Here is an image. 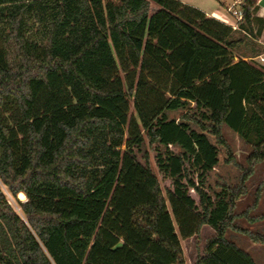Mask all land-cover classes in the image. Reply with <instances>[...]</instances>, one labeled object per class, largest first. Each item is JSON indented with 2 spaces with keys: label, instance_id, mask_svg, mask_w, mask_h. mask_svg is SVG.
Here are the masks:
<instances>
[{
  "label": "trees",
  "instance_id": "obj_1",
  "mask_svg": "<svg viewBox=\"0 0 264 264\" xmlns=\"http://www.w3.org/2000/svg\"><path fill=\"white\" fill-rule=\"evenodd\" d=\"M257 9L244 0L232 30L177 0H0V183L18 208L0 189V264H183L203 226L193 264H255L225 234L264 245L235 225L264 219L249 218L260 188L234 212L264 163V66L233 61L264 54ZM219 148L239 175L210 195Z\"/></svg>",
  "mask_w": 264,
  "mask_h": 264
},
{
  "label": "rangeland",
  "instance_id": "obj_2",
  "mask_svg": "<svg viewBox=\"0 0 264 264\" xmlns=\"http://www.w3.org/2000/svg\"><path fill=\"white\" fill-rule=\"evenodd\" d=\"M180 2H184L187 5L191 7H197L199 10L204 11L208 14H212L213 12L217 11L218 13L225 15L224 7L228 6L230 4V0H177ZM224 5V7H223ZM157 7L154 4H151V11L156 10ZM256 29H257V25ZM257 39H259L257 37ZM258 42V41H257ZM259 44V43H258ZM260 46L264 47V45L259 44ZM243 50H239L237 52L233 53V61L236 62L238 60L243 59H249L245 56H243ZM249 63L256 64L254 61H249ZM130 115H134V110L132 107V103L130 105ZM181 112H175L170 113V118H178ZM222 134L228 144V146L231 149L233 159L235 162L240 166H245V159L246 156L250 152V147L243 143L242 140H240L231 130H229L228 127L223 126L222 127ZM211 143H213V139L209 137ZM214 144V143H213ZM174 152H177V149L171 148ZM218 164L217 166L211 170L206 179V189L209 192L210 195H213L214 193L218 192L220 190V187L222 185L226 186H234L237 182V178L239 175L238 169L231 163H226V155L222 148L218 149ZM135 155L137 160L144 165V157L147 156L148 158V166L151 169L152 173L156 176L158 179L162 189L170 188V182L162 177V175L159 173L156 162H155V152L152 148L148 146L142 147L139 151L135 150ZM248 194L245 195L242 201H238L236 203L235 207V214L239 215L243 213L247 207H250L254 200V193L257 188H260V195L264 194V163H258L256 164L254 168L253 175L248 179L246 183ZM261 198H259L257 202V206L254 210H252L249 213V218H256L259 216H264V201H260ZM260 201V203H259ZM260 208L258 209L257 207ZM13 209L17 212L18 208L13 203ZM264 221V219L254 222L256 224H260L259 222ZM254 223L248 222L245 218L238 219L235 222V225L243 230H248L252 233H257L260 235L261 230H264V228H257L249 225H254ZM261 226H264V223H261ZM212 235V230L209 226H203L199 232V234L189 240L183 241L181 243L183 253H184V262L183 264H193L196 256L201 253L203 244L206 238ZM225 238L230 241L234 242L239 248L248 250L250 252H253L251 250L250 246L253 245L249 241V239L237 232L234 231H227L225 234ZM255 253V250H254ZM260 258H264V256H259Z\"/></svg>",
  "mask_w": 264,
  "mask_h": 264
},
{
  "label": "crops",
  "instance_id": "obj_3",
  "mask_svg": "<svg viewBox=\"0 0 264 264\" xmlns=\"http://www.w3.org/2000/svg\"><path fill=\"white\" fill-rule=\"evenodd\" d=\"M255 1L257 2V8H258L257 12L255 14V18L261 19L262 21H264V0H255ZM181 3L186 4L184 2H181ZM223 7H224V5H223ZM194 8L198 9L197 7H194ZM202 12L204 14H206V16L214 18V19H216V20L228 25L227 24L228 23V18L225 15H222V14L218 13L217 11L213 12L212 14H208V13H206L204 11H202ZM255 25L256 24L254 23L253 24V30H254V33L256 34V30L257 29H256ZM255 36H257L259 38V39H257L258 43L261 44V45H264V28H262L261 33L259 35H255ZM243 60L246 61V62L254 61L256 64H252V63H250V64H252L256 68H260L261 66H264V54H261L258 57L253 58V59H243ZM247 194H248V191H247ZM260 198H261L260 201H264V194H261ZM243 199L244 198H241L239 201H242ZM260 201H259V203H260ZM257 208L259 209L260 205ZM262 215H264V214H262ZM259 223L260 224L254 223V225L252 224V225H249V226L256 227V229L257 228H264V226H261V223H264V221H261ZM261 234H264V230H261ZM250 248H251V250H253V252H250V251L244 250V249H242V250H244L245 252H247L251 256V258H252V260L254 261L255 264H264V258H260L259 259L260 255L264 256V245L253 244L252 246H250ZM254 250H255V253H254Z\"/></svg>",
  "mask_w": 264,
  "mask_h": 264
},
{
  "label": "built area",
  "instance_id": "obj_4",
  "mask_svg": "<svg viewBox=\"0 0 264 264\" xmlns=\"http://www.w3.org/2000/svg\"><path fill=\"white\" fill-rule=\"evenodd\" d=\"M244 0H230V4L224 7L225 16L228 18V25L232 30H239L243 21ZM0 189L3 192L6 202L13 207V201L7 193L5 187L0 183Z\"/></svg>",
  "mask_w": 264,
  "mask_h": 264
},
{
  "label": "water",
  "instance_id": "obj_5",
  "mask_svg": "<svg viewBox=\"0 0 264 264\" xmlns=\"http://www.w3.org/2000/svg\"><path fill=\"white\" fill-rule=\"evenodd\" d=\"M17 200H18L19 202H21V203H25V202H26V198H25V196H24L23 193H18V194H17Z\"/></svg>",
  "mask_w": 264,
  "mask_h": 264
}]
</instances>
